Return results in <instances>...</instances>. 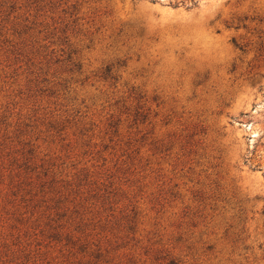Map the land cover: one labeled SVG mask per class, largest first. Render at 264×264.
<instances>
[{
	"label": "rangeland",
	"instance_id": "rangeland-1",
	"mask_svg": "<svg viewBox=\"0 0 264 264\" xmlns=\"http://www.w3.org/2000/svg\"><path fill=\"white\" fill-rule=\"evenodd\" d=\"M0 264H264V0H0Z\"/></svg>",
	"mask_w": 264,
	"mask_h": 264
}]
</instances>
